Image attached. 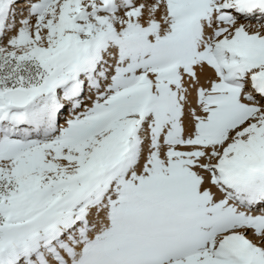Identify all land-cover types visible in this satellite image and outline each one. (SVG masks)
<instances>
[{"label": "snow or ice", "instance_id": "snow-or-ice-1", "mask_svg": "<svg viewBox=\"0 0 264 264\" xmlns=\"http://www.w3.org/2000/svg\"><path fill=\"white\" fill-rule=\"evenodd\" d=\"M0 264H264V0H0Z\"/></svg>", "mask_w": 264, "mask_h": 264}]
</instances>
